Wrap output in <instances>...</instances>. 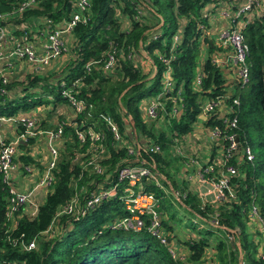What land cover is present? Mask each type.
Instances as JSON below:
<instances>
[{
  "label": "trees",
  "instance_id": "obj_1",
  "mask_svg": "<svg viewBox=\"0 0 264 264\" xmlns=\"http://www.w3.org/2000/svg\"><path fill=\"white\" fill-rule=\"evenodd\" d=\"M70 1L37 0L33 7L10 22L17 24L23 20L30 24L46 18L56 26L69 18ZM16 2L0 0V13L10 11ZM206 3L209 0H90L87 20L76 23L70 34L74 58L59 72H49L45 77L42 70H31L33 75L26 76L25 84L16 91L18 96L14 93L16 83L12 87L9 77L5 76V84L0 81V89H4L0 93V116L48 107L47 118H40L35 126L41 130L54 128L48 126V116L57 104L66 105V99L61 96V83L70 86L77 81L75 96L84 106L73 116L74 125L63 126L59 158L52 170L53 181L36 214L29 217L24 211H17L13 228L12 222L5 218L8 192L0 175V264H205L208 249L212 252L211 264H264L259 254L261 231L256 229L255 234H250L246 226L248 219L258 227L260 222L264 223V6L249 20L239 18L245 21L240 33L247 46V79L241 83L236 75L228 74L234 68L226 70L218 62L228 58L231 50L212 38L214 33L210 36L203 32L215 25L214 15L203 11ZM206 7L210 6L206 4ZM213 7L214 10L217 6ZM117 13L127 21L124 28ZM13 34L18 35L20 31L15 30ZM140 50L150 60L153 69L150 75L141 72L135 61ZM202 51L204 57H201ZM107 54L114 59L110 70L102 68ZM165 72L172 84L169 98L159 99L162 107L153 118H144L140 105L161 92ZM196 76L199 82H195ZM203 99L220 101L224 110L216 105L203 115L201 106L206 102ZM173 106L177 110L171 115ZM233 115L235 126L229 128L226 122ZM101 116L111 118L121 139L140 147L138 159L152 164L150 169L161 176L158 184L151 178H143L142 187L157 200L160 228L167 243L159 242L144 228L139 231L108 228L110 222L127 214L117 196L100 202L76 220L61 215L52 221L55 211L71 198L75 189L81 186L80 196L85 197L93 188L91 179L113 182L119 167L136 163L125 146L114 143ZM58 119L57 123L63 117ZM129 119L134 127L135 138L131 139L126 134ZM159 119L161 125L157 123ZM199 121L205 129L216 127L223 134H233L237 140L233 155L225 162L237 171L229 179L232 197L216 206L201 202L171 166V162H181L172 160L170 148ZM88 127L102 135L98 142L102 149L100 164L105 172L100 175L89 173L81 164L93 148L89 147L88 139L79 143L76 130ZM33 139L29 137L18 144L17 163H32L23 150L29 148ZM225 145L221 140L215 141L222 152ZM153 146L157 150L149 151L148 147ZM246 148L250 159L246 158ZM103 156L106 157L103 159ZM166 184L170 186L168 190L164 189ZM170 200L194 217L188 223L192 236L178 247L172 241L176 214ZM251 205L256 207V218L249 215ZM215 217L216 225L211 222ZM53 224L60 226L59 233L56 235L52 228L51 234H46ZM32 239L35 247L31 250H23L18 244L19 240L26 243ZM170 247L174 248L175 257L170 255Z\"/></svg>",
  "mask_w": 264,
  "mask_h": 264
},
{
  "label": "built area",
  "instance_id": "obj_2",
  "mask_svg": "<svg viewBox=\"0 0 264 264\" xmlns=\"http://www.w3.org/2000/svg\"><path fill=\"white\" fill-rule=\"evenodd\" d=\"M217 8L218 15L223 18L226 25L218 29L216 40L224 47L229 48L230 55L228 61L236 71V76L244 83L247 79V65L245 58L247 54V46L243 42L240 28L245 21V17L249 20L251 16L261 10L264 6V0H218ZM37 0H17L16 5L8 12L0 13V59L5 56L3 51L7 44H11L6 52L5 65L10 66L11 58L14 57L17 61H25L31 70H43L51 62L56 61L64 52V44L68 36L72 32V28L78 22H85L87 20L86 13L90 6V0H71L72 11L68 19L62 20L58 25L52 26L51 22L46 18H39L30 24L25 21H20L17 24H12L10 19L13 17L19 18L23 11L33 7ZM263 2L262 5H259ZM233 5H236L233 6ZM231 8H235L230 11ZM42 23L39 30L31 31L34 25ZM18 30L20 34L14 35L13 31ZM160 59V56H159ZM113 56L106 55L103 61L102 68L110 70L113 65ZM161 61L167 63V60L161 58ZM89 62L85 64L88 68ZM1 84L6 83V77L0 75ZM195 82H199V76L195 77ZM77 81L71 83L70 86H65L61 83V96L66 99L67 107H70L72 118L62 120L52 129L40 130L35 127L38 124L39 118L37 114L47 107H37L29 112H19L10 117L0 116V124H8L14 128L15 136L13 140L5 139L0 134V175L1 180L7 186L8 196L6 199L7 207L5 211L6 220H11L12 216L17 211H24L29 217H33L40 203L43 201L51 183L53 181L52 170L54 169L58 158L59 148L62 145V129L64 125H74L71 120L76 113L83 110V102L77 98L74 86ZM172 90V84L168 77V73L163 75V85L161 92L155 97H151L148 102H143L140 105V112L144 118H153L162 107L159 99L169 98ZM0 93H4V89H0ZM236 103V100H233ZM219 101H206L201 106V113L206 115ZM56 108V107H55ZM230 109V108H229ZM177 107L171 108V115L176 113ZM55 112V109L53 110ZM57 112V109H56ZM104 124L109 128L114 143L119 146H125L127 154L135 157L136 163L119 167L116 170L115 181L104 179L100 182L89 181L93 188L88 192L85 197L80 196L82 187H78L73 191L71 198L62 206H60L54 213L53 220L61 215L72 216L74 220L83 217L87 212L94 209L100 202L118 197L122 202L123 208L127 214L122 218L116 219L108 224L110 229L132 230L139 231L144 228L149 234L153 235L161 243H166L167 239L165 233L160 228V211L157 209V200L153 193L145 190L142 187L143 178H151L155 184L159 183L161 176L157 172L152 171L153 165L146 162L144 159H138L139 146L135 142L128 143L122 140L118 132L116 124L111 118L101 116ZM227 127L232 128L235 126V115L226 122ZM208 137L214 142L221 140L225 142L223 152H221L220 159L217 161H210L202 166L197 167L196 177L200 182H206L211 191L214 193V199L220 201L224 199V190L228 191V197H232L230 190V177L235 174L236 168L232 165H225L227 159L231 158L237 146V140L233 134H223L218 128H210L208 130ZM29 137H43L45 147V162L42 169L33 168L31 165H21L15 161L18 153L17 146L20 142H25ZM76 137L79 143L85 139L89 140V147L93 148L90 154H86L85 159L81 164L86 168L89 173L100 175L105 172V168L101 166V141L102 135L99 131L93 130L88 127L84 130H76ZM97 146L100 147L97 150ZM149 151L157 150L156 146L148 147ZM246 158L250 159L248 149L244 150ZM106 156H103V159ZM79 158V157H78ZM104 168V169H103ZM216 171V176L211 173ZM38 172V173H37ZM25 177L28 182H31L30 187L23 181L19 182L17 178ZM135 187V189L133 188ZM121 191V194H117ZM250 216L256 218V207L251 205ZM216 225V221L213 222ZM15 222L12 221L13 228ZM262 247L259 252L260 257L264 258V223L260 222ZM21 238V235H20ZM18 240H16L17 242ZM16 242L11 241L12 244ZM18 244L23 250H31L35 247V239L28 242L19 240ZM170 255L175 257L174 248L168 249ZM242 264V263H240Z\"/></svg>",
  "mask_w": 264,
  "mask_h": 264
},
{
  "label": "rangeland",
  "instance_id": "obj_3",
  "mask_svg": "<svg viewBox=\"0 0 264 264\" xmlns=\"http://www.w3.org/2000/svg\"><path fill=\"white\" fill-rule=\"evenodd\" d=\"M211 2H214V1L209 0V3H211ZM262 3L263 2H261L259 5H261ZM209 6L210 7H206V4H205V6L203 7V11L205 10L208 13L210 12V16L214 15V17H213L214 20H217L218 18H220V16L218 15V8L216 7L213 10V8H214L213 6H217V4H211ZM209 10H211V11H209ZM117 16L121 19V26H122V28H124L125 25L127 24V21L119 13H117ZM221 25H222L221 22L216 21L215 25L212 26V30L214 27V34H213L212 30L203 29V32L209 33L210 35L213 34L212 38H214V37L216 38L217 31ZM63 51L64 52L60 55L58 60L51 62L45 69L42 70L43 76L47 77L49 75V72H55V73L59 72L69 62V59L74 58V54L72 53V45L70 44V42H68V44L67 43L64 44V50ZM147 57L148 56L142 50H140L139 57H137V59H135V61L137 62V64H139V66L141 68V72H143L144 74L150 75L152 73L153 69L151 67L150 60ZM201 57H204L203 51L201 52ZM11 64H12V66H15L16 68L9 75H3V76L9 77V79H10L9 83H11L12 87H14V85L16 83V89H14V93L16 96H18L16 91L20 90V88L23 86L21 84H25L26 78H27L26 76L29 75V77H30L33 75V73H31V69H29V65L24 61H17V59L12 57L11 58ZM203 101L205 102L206 100L203 99ZM56 106H58L60 108V110L58 111V109H57V113L52 112L48 116V118L50 119V122H53V123H49V125H48L51 127L56 126L57 121L59 120L58 118L63 116L62 113H64L63 119L65 118V116H67V119L72 118V112L70 110V107H67V105L65 107L61 103L57 104ZM47 110H48V107L46 109H43L40 111V112H42V118L47 117L46 116ZM157 123H159L161 125L162 121H160V119H159L157 121ZM206 137L208 138L207 135H206ZM206 137L202 138L205 146L207 145V138ZM8 139L13 140L14 138L11 135H9ZM32 143L37 145L36 142H32ZM182 144H184V143L178 141L169 150L170 155H172L171 156L172 160L177 161L180 159V162L182 163V164H178L175 162H171V166L174 168V172L177 174V176L179 178L181 177V179L183 177V176H181L183 173V168H184L183 163L187 162V160H185L183 162H182V160H184L188 156L186 154V151H184L185 148ZM195 144H197V143L195 142ZM30 145L28 146L29 148H27L26 150H23V151L27 152L26 155L31 158L32 163L30 165L33 166L32 169H34V168L39 169L40 166L43 165V160L46 157V155L44 154V149L41 146H38L37 149L35 147L32 148ZM189 145H190V143H189ZM190 150L193 151V149H190ZM187 152L189 154H192L188 150H187ZM211 174L216 176L217 173H216V171H214ZM183 181H184V179H183ZM22 186H24V185H22ZM169 187L170 186L168 184H166L164 189L168 190ZM228 191L229 190L223 191V193H224V199L223 200L228 198ZM223 200H221V201H223ZM219 202L214 199V203L212 205L216 206L219 204ZM170 203H171L172 209L175 210V214H176V218L174 220V223L172 224V233L174 235L172 241L176 245V247H178V246H180L181 242L185 241L186 238L191 235V232L188 228V223L194 217L192 216L191 213L186 212L183 209H181L177 205V202L170 200ZM249 215H250V212H249ZM251 218H254V217H251ZM9 221H10V223L12 221L15 222L14 215L12 216V219ZM215 221H216V217L211 220V222H215ZM246 226H247V230L250 234H255L254 231H256V229H259V230L261 229L260 226L258 227L257 225H255V223L251 219L250 220L248 219V221L246 222ZM52 228H53L54 233L57 235L60 231V226H56V225L54 226V224L51 226V228L48 230V232L46 234H48V233L51 234L50 231H52ZM211 256H212V252L210 249H208L205 253V260L208 264H211V262H210Z\"/></svg>",
  "mask_w": 264,
  "mask_h": 264
},
{
  "label": "crops",
  "instance_id": "obj_4",
  "mask_svg": "<svg viewBox=\"0 0 264 264\" xmlns=\"http://www.w3.org/2000/svg\"><path fill=\"white\" fill-rule=\"evenodd\" d=\"M206 4L211 5V4H214V2L206 3ZM233 6L236 7V5H233ZM234 9L235 8L230 7V11H232ZM216 21H219L222 23V25L219 27V29L222 28L226 24V22L223 18H218L214 22L216 23ZM41 26H42V23L39 22V24H36V25H34V27L31 28V31L39 30L41 28ZM213 33H214V29H213ZM68 42H70V36L67 37L65 44L66 43L68 44ZM10 45L11 44H7L5 46V49L3 51V54L5 56H6V52L10 48ZM5 56L3 57V59H0V75H9L16 68L15 66H12V64H10V66L5 65L6 64L5 61L6 62L8 61V59ZM216 58H218L217 55H215V59ZM20 61H22V60H20ZM218 62L222 66H225L226 70L230 71L233 68L232 65L229 63L228 58L221 59ZM29 69H31L30 66H29ZM228 74L234 77V75H236V71L233 70L231 73L228 72ZM149 100H150V98H147L144 101L148 102ZM218 105H220L222 107V108L219 107L221 110H224L223 109L224 106H223V104H221L220 101L217 104V106ZM63 106L66 107V105H63ZM56 109H58V111L60 110V108L58 106H56L54 113H57ZM62 115L64 116V113H62ZM37 118H39V119L42 118V112L37 114ZM45 118H47V117H45ZM48 120H49V122H48ZM48 120H47L48 123H53V122H50V119H48ZM62 120H67V116H65V118ZM41 129H43V128L40 127V130ZM208 130L209 129H205V127L201 121L196 122L193 125L191 132L189 134H187L183 139L180 140V142L184 143L182 145L185 148L184 151H186V154L188 155L184 160H182V162L185 160H187V162H185L186 164L183 163L184 168H183V173L181 176H183L182 179H184L187 182L188 189L195 192L196 195L198 196V198L201 200V202L214 203V193L211 191L210 186L206 182H200L196 177V171H197L198 166H201L202 164H204L205 161H210V160L211 161H217L220 159V156H221V152H222L221 148L216 147L215 142L213 140H211L209 137L208 138L206 137V135L208 136V134H207ZM42 131H44V130H42ZM0 134L5 139H8L9 135H11L14 138L15 131H14V128L8 124H0ZM205 137L207 138V145L206 146L204 145L203 139H202ZM33 142H36L37 145L32 143L30 146L32 148L35 147L36 149L38 146H41L44 149V154H45L46 150H45L44 143H43L44 142L43 137H35L33 139ZM195 142L197 144H195ZM189 143H190V145H189ZM190 149H193V151H191ZM187 150L192 154H189L187 152ZM44 162H45V159L43 160V165H44ZM42 166H40L39 170L42 169ZM17 179L19 180V182L23 181L26 184V185H24L25 187H30V185H32L31 182H28L25 177H19ZM205 264H208V263L205 261Z\"/></svg>",
  "mask_w": 264,
  "mask_h": 264
},
{
  "label": "water",
  "instance_id": "obj_5",
  "mask_svg": "<svg viewBox=\"0 0 264 264\" xmlns=\"http://www.w3.org/2000/svg\"><path fill=\"white\" fill-rule=\"evenodd\" d=\"M129 123H130V126H129V129L127 130L126 134L128 136L129 139L131 138H135L134 137V127H133V122L131 119H129ZM168 242V240L166 241Z\"/></svg>",
  "mask_w": 264,
  "mask_h": 264
}]
</instances>
